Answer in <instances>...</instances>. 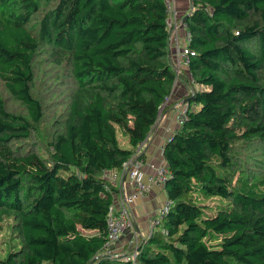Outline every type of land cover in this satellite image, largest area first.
<instances>
[{"label":"trees","instance_id":"1","mask_svg":"<svg viewBox=\"0 0 264 264\" xmlns=\"http://www.w3.org/2000/svg\"><path fill=\"white\" fill-rule=\"evenodd\" d=\"M192 2L187 119L163 151L174 204L133 261L103 252L105 173L173 91L164 0H0V264H264V0Z\"/></svg>","mask_w":264,"mask_h":264},{"label":"built area","instance_id":"2","mask_svg":"<svg viewBox=\"0 0 264 264\" xmlns=\"http://www.w3.org/2000/svg\"><path fill=\"white\" fill-rule=\"evenodd\" d=\"M164 5L167 16L166 25L169 33V53L177 78L171 95L165 98L162 109L171 103L175 90L180 84L179 79L181 75H183L184 70L190 66L191 57L195 55V52L189 47L192 41V32L188 21L184 20L185 17H189L194 11L193 2L184 10L180 9L179 0H164ZM162 109L160 111V116L163 112ZM187 109L188 105L185 108L179 107L175 110L174 119L178 128L157 147V152L160 153L163 158V151L166 143L171 140L173 135L178 132L187 119ZM156 125L154 126L152 133L154 132ZM145 145L146 142L142 143L138 148V151L123 163L122 169L120 170L123 179L128 182L130 187H132L133 190L131 192L126 191L124 187L120 189L118 184L116 185L114 183V179L109 172L105 173V178L109 181L106 190L111 192L112 202L109 206L107 215V240L103 252L107 255L116 258L121 257L125 260H135L139 239L142 238L135 228V220L132 215L133 203L139 199L147 197L155 187L165 189L167 181L173 176L167 164H161L158 167L152 168L150 171L146 170L148 164L147 159L145 158V155L144 157H140ZM112 185L117 187L118 191H111ZM173 204V200L166 197L163 204L148 216V236H150L155 230L162 229L165 216L169 213ZM129 232L132 233V236L128 248L133 246V250H126V248H124L122 251H117L116 249H113V247L118 245L122 238Z\"/></svg>","mask_w":264,"mask_h":264},{"label":"crops","instance_id":"3","mask_svg":"<svg viewBox=\"0 0 264 264\" xmlns=\"http://www.w3.org/2000/svg\"><path fill=\"white\" fill-rule=\"evenodd\" d=\"M187 2L188 0H179V7L181 10L186 9L185 4ZM184 72L186 74L189 73L188 69H185ZM180 82V86H178L175 90V97L174 95L172 97V100H174L171 104L173 105L167 108L166 111L162 113L154 129V132L149 138L148 143H146V145L143 147V153H145V158L148 162L146 166L147 171H150L152 168L158 167L161 164H167L166 160L160 155V153L157 152V147L160 143H163L174 130L178 128L174 119L175 110L179 107H187L185 99H187L186 97L191 93L190 88L186 86L182 81ZM109 174L114 179V183L116 185L118 184L120 189L124 187L128 192H131L133 190L132 187L129 186L128 182L123 179L121 171H110ZM165 198V190L161 187H155L147 197L139 199L133 203L132 215L135 220V228L137 232L140 233V237L144 238L148 236V216L163 204ZM131 236L132 233L129 232L122 238L121 242L118 245L113 247V249H116L118 251L120 250L119 248H121L123 250V246H126L125 248L127 250L130 244Z\"/></svg>","mask_w":264,"mask_h":264},{"label":"rangeland","instance_id":"4","mask_svg":"<svg viewBox=\"0 0 264 264\" xmlns=\"http://www.w3.org/2000/svg\"><path fill=\"white\" fill-rule=\"evenodd\" d=\"M192 3V1L191 0H189L186 4H185V6L187 7V6H190V4ZM47 6V5H46ZM49 6V5H48ZM181 83V82H180ZM180 86V85H179ZM196 87L197 88H201L202 89V87L201 86H198V85H196ZM54 89L56 90V88L54 87ZM58 93H60L59 95H54V96H50V93L48 94V96H47V101H46V105H48L49 106V108H47L48 110L47 111H49L50 112V114H51V116L49 117V120L47 121V123L43 126V128H42V131H43V133H45L46 131L48 132L49 130H50V125L52 124V122H53V120H54V118L53 117H56L59 113H61V112H63L64 110H65V104H66V101H67V98H66V96H67V94L69 93V91H67V88L66 87H62V88H59L58 90ZM176 94V93H175ZM174 97H175V95H174ZM174 100V99H173ZM172 100V101H173ZM171 101V102H172ZM51 103V104H50ZM8 104H9V106L12 108V109H14V110H16V109H18L21 105L18 103V102H16V101H14L13 99L12 100H9L8 101ZM171 104V103H170ZM169 104V105H170ZM167 106L166 107V109L168 108V107H170V106ZM162 115V114H161ZM123 139L125 140V142L126 143H122V146H124V147H126V148H129L130 146H129V144H128V142H127V137L126 136H123ZM119 173V172H118ZM117 178H118V175H117ZM200 202L199 203H202V204H204V205H206L207 206V212L209 213V214H214L215 212H218L219 210H221V209H223V208H225L226 206V202L225 201H222V200H220V199H218V198H212V199H206V200H204V199H202L201 197H200ZM10 223V222H9ZM6 229H7V227H6ZM6 233L4 232V235H5ZM124 248L126 247V246H123ZM5 248H6V244H5V237H2L1 238V241H0V253H3V252H5ZM123 248V249H124ZM120 249V251H122V249L121 248H119ZM1 256H4V253L1 255Z\"/></svg>","mask_w":264,"mask_h":264},{"label":"water","instance_id":"5","mask_svg":"<svg viewBox=\"0 0 264 264\" xmlns=\"http://www.w3.org/2000/svg\"><path fill=\"white\" fill-rule=\"evenodd\" d=\"M187 19H188V17H185V19H184V20H187ZM188 100H189V98L185 99V103H187V102H188Z\"/></svg>","mask_w":264,"mask_h":264}]
</instances>
